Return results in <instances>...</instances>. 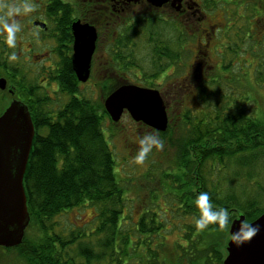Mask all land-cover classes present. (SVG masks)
Listing matches in <instances>:
<instances>
[{"label":"trees","instance_id":"16d2710c","mask_svg":"<svg viewBox=\"0 0 264 264\" xmlns=\"http://www.w3.org/2000/svg\"><path fill=\"white\" fill-rule=\"evenodd\" d=\"M246 27L237 28V42L229 48L234 57L252 56V89H258L264 87L259 77L264 71V55L258 56L264 53V22L256 21L251 31ZM259 36L263 44L255 53L252 42ZM252 59L238 63L234 73L250 68ZM131 66L128 68L133 71ZM208 71L205 81L193 84V90L198 86L201 109L184 111L176 123L169 117L167 129L157 130L172 150L168 157L169 153H163L167 166L160 169L162 187L171 195L173 216L182 222L178 225L182 235L170 252L164 250L162 232L167 228L162 217L158 219L139 206L138 221L127 225L124 220L125 193L103 131L107 119L103 103L94 101L89 106L86 99L70 98L55 115L36 118L24 186L31 224L44 232L52 230L35 243L37 248L46 245L48 264H224L233 220L244 215L252 222L264 213V109H250L241 98L229 97L237 93L238 86L235 78L229 77L231 73L222 77L213 71L208 76ZM188 85L184 91H189ZM65 90L70 95L74 92L70 87ZM146 177L154 179V171ZM201 191L210 193L214 207L229 210L225 228L195 226L199 216L195 198ZM152 194L156 199L155 192ZM87 205L96 210L94 226L87 232L70 231L64 238L57 217Z\"/></svg>","mask_w":264,"mask_h":264},{"label":"flooded vegetation","instance_id":"af4514ba","mask_svg":"<svg viewBox=\"0 0 264 264\" xmlns=\"http://www.w3.org/2000/svg\"><path fill=\"white\" fill-rule=\"evenodd\" d=\"M24 2L0 0V15L4 14L5 5ZM27 2L34 5V10L15 17L22 29L17 33L16 47L10 48L5 43V34L0 32V116L13 104H19L29 112L34 132L38 116L44 119L48 114L55 115L70 98L86 99L89 106L98 99L105 108V100L132 81L158 90L164 101L172 99L195 79L205 81L207 70L223 63L220 55L230 50V43L237 42L234 36L242 26L251 31L256 21L264 22V0ZM75 23L91 27L96 33L86 81L80 80L74 70ZM151 24L160 28L151 29ZM169 27L174 30L169 32ZM193 37L196 44L191 61ZM140 45L142 49L137 51ZM12 52L16 53L15 60L9 59ZM130 63L134 72L128 68ZM69 87L74 91L71 95L65 90ZM105 111L110 126L121 124L127 117L147 133L158 136L155 128L135 121L127 110L118 122L112 120L106 108ZM31 223L29 220L23 242L30 229L40 237L52 234V230L44 232ZM45 247L41 243V250Z\"/></svg>","mask_w":264,"mask_h":264},{"label":"rangeland","instance_id":"374dc122","mask_svg":"<svg viewBox=\"0 0 264 264\" xmlns=\"http://www.w3.org/2000/svg\"><path fill=\"white\" fill-rule=\"evenodd\" d=\"M151 29H159L160 27L156 24L150 25ZM169 32L173 31L174 28H167ZM193 37L191 48L192 51H189L190 60L194 58L195 44L196 41ZM255 38V37H254ZM255 53L257 52V47L261 48V44L263 41L261 36L256 38L255 41L252 42ZM140 51L142 49L141 45L138 48ZM221 47L219 49L220 53ZM224 57L222 59L223 63L214 70L209 69L208 76L212 74L213 71H216V76H225L226 74L231 73L229 77H234L235 81L238 83V86H235L237 92L236 94H229L230 91L227 89H223L224 93H228L229 97L233 98H241V101L253 110H262L264 109V87H260L256 89H252V86L255 85V61L252 59V56L248 54H242L238 56H233L229 51L223 52ZM263 51L259 53L260 56H263ZM222 57V55H221ZM250 60L251 67L246 71L241 72V74L236 75L235 67L237 64H244L245 59ZM136 62V61H135ZM146 63V62H145ZM228 64L230 69H225L224 66ZM250 71V72H249ZM262 75H259L261 81H264V71H260ZM244 74V75H243ZM132 75L129 73V76ZM206 76V75H205ZM227 79H224L226 81ZM131 81V80H129ZM193 79H191L192 82ZM196 82L188 83L189 91H181L179 94H176L172 97V99L165 100L168 108V114L172 121V123L178 122V116L183 114L184 111L189 110L192 113H196L200 108V99L199 94L197 92V87L193 90V84L198 83V79ZM132 81L131 83H133ZM137 82H134V84ZM236 83V84H237ZM239 83L242 84L241 88L239 87ZM249 84L250 88H247L246 85ZM232 91V90H231ZM184 92V93H183ZM242 97H245L242 98ZM95 101L102 102L101 100L96 99ZM106 126V127H105ZM103 127V131L105 136L107 137L109 144L114 152L115 156V169L116 174L120 180V183L124 190V198H125V211H124V220L128 224L133 225L135 221H138L141 212L137 210L142 207L143 211H150L153 214L157 215V218H161V221L164 222L163 225L167 228V230H163V236L166 237V246L164 248L165 252H170L173 249L175 243L179 240L180 235H182L181 230L178 229V225L182 223L177 220L175 215L173 216V207L169 203L171 200V195L168 194L165 188L162 187L163 181L160 177V169H164L167 164L164 162L165 157L163 153H169L166 156L171 154L172 150L168 146H164L163 150H156L149 153L148 158L142 164H135L130 162L132 156L136 154L139 148L138 136L139 138L143 135L147 134V131L139 128V126L135 125L129 118L125 117L121 124L113 127L110 126V122L107 123ZM137 130V132H135ZM162 161V162H159ZM166 164V166H165ZM154 171L155 177L151 180L150 177H146L149 171ZM152 192H155L156 199L153 198ZM138 205V206H137ZM135 208V209H134ZM96 210L91 206H80L71 211L63 212L61 215L57 217V221L60 223V233L64 238H67V234L70 231H75L76 229L79 231H89L94 226V220L96 219ZM230 229V227H229ZM28 236H26L25 243L22 242L13 247H7L4 249H0V264H48L46 261L47 258L43 256V253L47 256L46 247L41 250L40 247L37 248V241L40 240V236H36L34 234L33 229H30ZM76 233V232H75ZM228 234L229 230H228ZM228 235H226L227 240ZM231 237V236H230ZM229 238L227 240L228 244ZM36 243V244H35ZM36 245V248H35ZM227 246V245H226ZM35 248V251L33 252Z\"/></svg>","mask_w":264,"mask_h":264},{"label":"water","instance_id":"95a60500","mask_svg":"<svg viewBox=\"0 0 264 264\" xmlns=\"http://www.w3.org/2000/svg\"><path fill=\"white\" fill-rule=\"evenodd\" d=\"M74 70L82 81L89 78L95 49V30L75 23ZM105 108L114 122L125 110L135 121H143L159 131L167 129V106L156 89L128 83L116 89L106 100ZM34 124L23 106L13 104L0 116V246L19 245L29 223L24 177L33 147ZM244 215L233 220L229 233L235 231ZM264 225V213L249 222ZM224 264H264V231L236 246L227 244Z\"/></svg>","mask_w":264,"mask_h":264},{"label":"clouds","instance_id":"9594fccd","mask_svg":"<svg viewBox=\"0 0 264 264\" xmlns=\"http://www.w3.org/2000/svg\"><path fill=\"white\" fill-rule=\"evenodd\" d=\"M5 9L4 14L0 15V32L5 34V43L10 48H15L17 33L22 30L20 22L15 17L22 12L25 14L32 12L34 5L25 0L22 5L16 3L5 5ZM16 58L15 52H12L9 56L10 60H15ZM138 143V151L132 156L130 161L135 164L144 163L153 148L159 151L163 150L165 146L164 140L151 132L140 137ZM195 205L199 210V216L195 218V226L197 228L203 229L209 224H214L223 229L229 223V210L226 207H214L208 191H201L196 196ZM261 231H264V225L249 223L247 219H244L240 221L238 228L231 233V240L236 246H239Z\"/></svg>","mask_w":264,"mask_h":264}]
</instances>
